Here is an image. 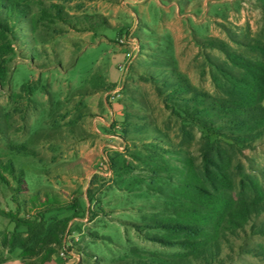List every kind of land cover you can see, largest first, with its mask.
I'll list each match as a JSON object with an SVG mask.
<instances>
[{"label": "rangeland", "instance_id": "rangeland-1", "mask_svg": "<svg viewBox=\"0 0 264 264\" xmlns=\"http://www.w3.org/2000/svg\"><path fill=\"white\" fill-rule=\"evenodd\" d=\"M11 1L0 165L14 177L0 179V210L27 217L30 198L50 191L79 203L46 215L50 230L70 219L67 256L49 264H264V134L232 141L219 109L264 107V0ZM205 157L224 185L205 178ZM239 200L259 208L234 228ZM191 221L211 250L176 244L185 234L164 226ZM22 237L0 217V264H35Z\"/></svg>", "mask_w": 264, "mask_h": 264}, {"label": "trees", "instance_id": "trees-1", "mask_svg": "<svg viewBox=\"0 0 264 264\" xmlns=\"http://www.w3.org/2000/svg\"><path fill=\"white\" fill-rule=\"evenodd\" d=\"M1 9H5V20L0 21V45L4 49V53H6L11 49L10 44L5 41L6 34L9 33L11 29L9 22L14 21L20 7L18 3H14L11 0H0V10ZM244 68L249 69L250 66L246 65ZM1 75H3V72L0 66V77ZM179 89L182 94H190L189 88L186 87L185 84H179L178 90ZM184 96L182 95L181 98L187 103H191L196 99L194 95L192 98ZM219 109L222 112V120H225L223 122V128H228L230 132L229 136L232 141L246 145L264 134V107L262 105H243L234 100H224L220 102ZM187 110L190 111L188 107ZM191 112L201 114L203 111L199 110L197 107H193ZM202 169L205 178L209 181L211 186L217 187V185H224L227 182L226 177L219 171L216 161H208V157H205ZM3 173H7L11 177H14L12 165H0V179L6 182ZM195 192L201 198V203L209 201V193L204 189L197 188ZM201 203L198 206L201 207L203 204ZM29 204L31 213L27 217H21L18 212L9 210H0V217L13 223L17 229H23V237L18 242V246L22 250V258H35V264H49L52 262V257L62 246L61 234L70 219H66L56 230H50L48 229L46 215L54 211L67 210L71 207H73V210L78 211L79 203L75 201L73 206L68 205L65 200L58 197L56 192L50 191L43 193V195L38 193L34 194L30 198ZM257 208H259L258 203L245 200L236 201L233 206L229 208L227 219L234 228H240L251 215L256 214ZM164 226L168 231L185 234V237L176 244L189 249L201 245L204 246L205 251H209L211 250L209 248H212V243L207 239L208 234L206 230L194 221L187 224H166ZM166 243L173 244L170 242ZM214 246L217 249L218 245L214 244Z\"/></svg>", "mask_w": 264, "mask_h": 264}, {"label": "built area", "instance_id": "built-area-1", "mask_svg": "<svg viewBox=\"0 0 264 264\" xmlns=\"http://www.w3.org/2000/svg\"><path fill=\"white\" fill-rule=\"evenodd\" d=\"M57 257L66 258L67 254L64 249H60L56 254Z\"/></svg>", "mask_w": 264, "mask_h": 264}]
</instances>
